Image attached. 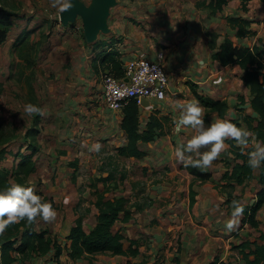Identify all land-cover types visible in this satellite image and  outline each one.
I'll return each mask as SVG.
<instances>
[{
  "label": "crops",
  "instance_id": "0c3cea01",
  "mask_svg": "<svg viewBox=\"0 0 264 264\" xmlns=\"http://www.w3.org/2000/svg\"><path fill=\"white\" fill-rule=\"evenodd\" d=\"M81 1L88 7L94 2ZM211 1L112 0L104 16L105 26L93 37L86 35L79 13L75 19L62 20L57 28L49 29L48 40H35L40 42L38 51L45 49V44L50 48L43 61H36L32 77V98L43 109L33 122L39 127L37 149L30 148L28 139L18 144L10 142V147L16 148L11 151V167L3 162L0 169L9 170L32 153L35 170L26 176V182L42 199L52 202L57 216L52 222L36 218L10 224L0 234V264H17L19 256L43 264H210L216 257L237 263L230 246L241 240L237 242L232 231H225L224 223L231 214L233 199L244 204L256 200L263 187L262 163L251 179L233 190L226 187L224 173L240 161L228 139L207 171L197 168L210 174L201 180L175 158V146L186 142L192 130L177 129L174 121L179 115L177 105L195 99L203 106L206 125L216 118H228L249 129L246 116L259 123L260 115L251 102L254 94L244 80L245 69L239 63L223 64L214 54L228 37L237 46H258L264 72V0H227L216 12L208 6ZM229 17L248 20L246 28L251 33L238 35V27L230 24ZM20 21L22 25L14 20L5 41L18 39L24 31L34 34L43 29L36 23V16ZM112 49L118 51L122 66L131 58L153 59L159 51L165 53L169 76L166 97L146 98L139 107L140 132L153 115L162 123L153 140L139 141L140 149L146 152L142 157L118 155L117 148L127 143L121 127L124 113L102 100L101 77L109 69L100 60ZM37 65L43 69L40 75L36 74ZM196 93L226 100V113L208 110ZM250 138L249 145L264 143L254 133ZM97 141L101 147H111L115 157L106 161L96 151L90 152L89 146ZM10 182L16 181L10 178ZM140 183L143 192L137 189ZM191 186L195 191L193 205ZM230 191L231 200L227 201ZM103 192L106 198H131L130 219L123 220L121 213L112 229L124 235L125 249L136 240L138 252L86 253L73 258L68 238L71 229L80 216L86 232L95 227L99 213L95 201ZM140 193L145 196L139 197ZM263 211L264 204L257 213L259 220ZM244 220L243 212L235 229L251 227ZM31 225L36 232L45 233L32 242L36 246L27 249L29 255L25 256L17 247L29 239L26 231ZM13 239H17L13 247L4 246L5 241ZM58 247L61 252L56 255Z\"/></svg>",
  "mask_w": 264,
  "mask_h": 264
},
{
  "label": "trees",
  "instance_id": "16d2710c",
  "mask_svg": "<svg viewBox=\"0 0 264 264\" xmlns=\"http://www.w3.org/2000/svg\"><path fill=\"white\" fill-rule=\"evenodd\" d=\"M227 0H212L208 6L213 12H216L223 8ZM14 13L5 11L0 8V43L5 42L8 32L13 25ZM232 26L238 27V35L244 36L251 33L246 25L249 23L248 20L229 17L228 18ZM44 40V39H43ZM18 56L20 61L18 63V73L21 76L28 75L29 91L32 96V77L34 66L36 64V56L39 49L40 42H35L31 39L30 32L24 31L18 38ZM214 57L219 59L223 64L228 63H239L245 69L244 80L248 86H250L254 97L252 99L253 108L259 113V123L254 124L250 116H246L245 119L248 121V127L257 136V139L264 142V72L261 70L262 67V51L258 46L253 48L245 46H237L234 44L231 38H226L224 43L221 45L219 51L214 54ZM100 63L109 69V72L114 73L117 76L124 75V68L122 62L119 59V53L117 50H109ZM26 69L30 70V73H26ZM200 101L208 108V110H215L220 115H224L228 109V102L226 100L214 99L209 96H204L196 93ZM139 107L140 104L137 99H131L123 107V119L121 127L127 136V143L117 148L118 155L123 156H134L142 157L146 154L145 151L141 150L138 143L142 141L153 140L161 127L162 123L156 116H151L147 128L143 131H139ZM39 133V127L34 123L28 128L26 132V139L29 140V146L32 150H36V140ZM231 143V150L235 154L236 158L240 161L236 162L235 165L228 169L224 175V185L231 190L235 188L237 184H242L246 180L251 179L254 175V169L249 167L246 163L248 156L247 152L250 151L254 145L251 144L241 151V146L236 145L234 140L229 139ZM249 142L251 138L249 137ZM6 149L0 148V160L4 156ZM189 170L194 173L199 179L206 180L210 177V174L203 173L196 167H188ZM35 170V160L33 154L25 155L24 160L20 161L13 168L7 170L6 168L0 169V187H4L11 184L10 178L16 182L29 185L26 182V176ZM260 183L263 185L262 189L257 193L256 200L253 204H244L245 222L249 223L252 227L260 230V220L257 217V213L264 204V162H262ZM30 186V185H29ZM195 191L193 186L190 188V204L193 205L195 201ZM232 192H229L227 201L231 200ZM131 198L130 197H115L106 198L104 192L98 193L95 201L96 206L99 209L98 222L95 227L86 232L83 228V217L80 216L76 225L71 229L68 238L71 240L70 243V255L73 258L81 257L84 254H94L97 252H108L113 254H136L138 248L134 247L136 240H131V245L128 249L124 248V235L120 231L114 232L112 227L114 223L120 218V214L123 213V220H129L131 217V211L129 208ZM141 208V205H137ZM26 232L28 233L29 239L17 247L18 251L28 256L27 249L34 248L33 245L35 239H41L44 236V232H36L31 225ZM261 234L255 239H243L236 246L239 248L243 264H264V231H260ZM260 240V241H259ZM17 239L5 241L4 246L11 248ZM33 242V243H32ZM34 250V249H33ZM61 248L58 247L56 255H59ZM15 259V258H14ZM13 259V260H14ZM19 263L26 262L23 256H19ZM31 261V260H30ZM210 264H242L234 263L231 260L223 261L219 257H216Z\"/></svg>",
  "mask_w": 264,
  "mask_h": 264
},
{
  "label": "clouds",
  "instance_id": "9594fccd",
  "mask_svg": "<svg viewBox=\"0 0 264 264\" xmlns=\"http://www.w3.org/2000/svg\"><path fill=\"white\" fill-rule=\"evenodd\" d=\"M72 0H51V7L61 10L71 7ZM179 109L178 118L174 121L175 127L180 129L188 127L192 134L186 142L175 146L174 155L178 162L185 166L199 168L207 171L213 161L226 148V140L235 141L241 146V151L249 145V137L253 134L245 125L228 118H216L207 125L204 121V109L199 101L193 99L177 105ZM24 112L27 114H41L43 109L36 103L26 102ZM203 146L206 150L201 151ZM101 148L100 142L89 146V151L98 152ZM247 165L253 169L260 167L264 162V143L257 142L247 152ZM231 214L224 223V230L231 232L239 223V217L243 215L244 203L238 199L230 202ZM57 216V210L51 201L42 199L34 188L19 182H13L0 187V234L10 224L21 220L28 222L41 218L45 222H52Z\"/></svg>",
  "mask_w": 264,
  "mask_h": 264
},
{
  "label": "rangeland",
  "instance_id": "374dc122",
  "mask_svg": "<svg viewBox=\"0 0 264 264\" xmlns=\"http://www.w3.org/2000/svg\"><path fill=\"white\" fill-rule=\"evenodd\" d=\"M0 8L14 13V16L11 15V17L13 20H18L20 25H22L20 20L31 19V17L36 16L38 20L36 23H41L43 29L40 33L37 31L34 34L31 30L27 31V33L30 32L33 41L38 39L48 40V30L57 28L58 22L62 21L60 15L62 10L51 7V0H0ZM17 42L18 39L12 37L8 41L0 43V148H5L7 151L6 157L0 163H8L9 167H11V159L13 157L11 151L16 150V148H11L10 145L12 143L25 142L24 133L38 119L37 113L27 114L23 110L26 102L36 103V99L34 100L30 95L28 75L25 74L20 78L17 72L20 61ZM44 48L37 52L36 61L38 63L44 60V56H47L50 50L46 44ZM42 72V66L37 65L36 74L40 75ZM26 73H30V70L26 69ZM104 145L97 152V155L100 159L107 161L110 157L115 156L112 148H107ZM9 149L11 150L9 151ZM137 189L143 192V185L140 183ZM144 196L145 194L143 193L139 194L141 198ZM241 228L239 227L231 232L237 242L244 239V237L257 238L261 234L260 231H264V211L261 213L260 230L252 226ZM230 249L233 259L237 263H243L239 248L235 245V242L232 243Z\"/></svg>",
  "mask_w": 264,
  "mask_h": 264
},
{
  "label": "built area",
  "instance_id": "2783aa9c",
  "mask_svg": "<svg viewBox=\"0 0 264 264\" xmlns=\"http://www.w3.org/2000/svg\"><path fill=\"white\" fill-rule=\"evenodd\" d=\"M165 53L155 58H131L123 65L124 75L106 72L101 77L103 102L113 110H121L131 99L166 97L169 76L164 65ZM19 264H43L26 261ZM57 264V263H54Z\"/></svg>",
  "mask_w": 264,
  "mask_h": 264
},
{
  "label": "water",
  "instance_id": "95a60500",
  "mask_svg": "<svg viewBox=\"0 0 264 264\" xmlns=\"http://www.w3.org/2000/svg\"><path fill=\"white\" fill-rule=\"evenodd\" d=\"M112 0H94L93 4L88 7L81 0H72L71 7L61 11L60 15L63 21L75 19L80 13L84 18L86 35L93 37L100 27L105 26L104 16L107 14ZM146 98L141 99L144 104Z\"/></svg>",
  "mask_w": 264,
  "mask_h": 264
}]
</instances>
